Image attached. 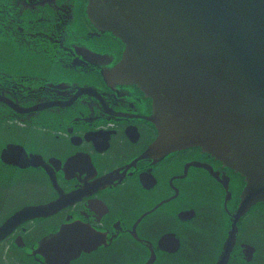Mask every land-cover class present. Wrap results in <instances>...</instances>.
Wrapping results in <instances>:
<instances>
[{
    "label": "flooded vegetation",
    "instance_id": "obj_1",
    "mask_svg": "<svg viewBox=\"0 0 264 264\" xmlns=\"http://www.w3.org/2000/svg\"><path fill=\"white\" fill-rule=\"evenodd\" d=\"M86 4L0 0V264H214L244 177L157 144L152 99L112 74L124 44ZM256 216L235 222L225 264L264 254Z\"/></svg>",
    "mask_w": 264,
    "mask_h": 264
},
{
    "label": "water",
    "instance_id": "obj_2",
    "mask_svg": "<svg viewBox=\"0 0 264 264\" xmlns=\"http://www.w3.org/2000/svg\"><path fill=\"white\" fill-rule=\"evenodd\" d=\"M86 15L123 42L112 74L152 99L157 144L199 146L244 177L225 264L235 222L264 202V0H87Z\"/></svg>",
    "mask_w": 264,
    "mask_h": 264
},
{
    "label": "rangeland",
    "instance_id": "obj_3",
    "mask_svg": "<svg viewBox=\"0 0 264 264\" xmlns=\"http://www.w3.org/2000/svg\"><path fill=\"white\" fill-rule=\"evenodd\" d=\"M8 47L10 50L8 51L7 48ZM3 49H6V51L8 52H5L3 51ZM2 59H8L9 61H11V40L10 38H7L3 33H0V62ZM11 68V66H8ZM260 210H262L264 212V208H260ZM256 224L261 222L263 223V221L261 220H264V217H257L256 216ZM263 235L264 233H258V236H259V240H264L263 238ZM257 239V242L259 241ZM262 242L264 241H259L258 244H261V246H263ZM260 261V260H259ZM264 259L260 261V264H264ZM256 264H259V263H256Z\"/></svg>",
    "mask_w": 264,
    "mask_h": 264
},
{
    "label": "bare ground",
    "instance_id": "obj_4",
    "mask_svg": "<svg viewBox=\"0 0 264 264\" xmlns=\"http://www.w3.org/2000/svg\"><path fill=\"white\" fill-rule=\"evenodd\" d=\"M244 186H245V184H244ZM253 205H256V214H257V217H264V212L262 211V210H260V208H264V202H257V203H255V204H252L251 206H253ZM250 206V207H251ZM249 207V208H250ZM248 208V209H249ZM247 209V210H248ZM261 221H263V223H261V222H259V223H257L256 224V227H258V226H261V225H263L264 224V220H261ZM258 259V260H257ZM257 259H255V263H259L260 264V262H259V260H263L264 259V254L262 255V256H258V258ZM264 262V261H263Z\"/></svg>",
    "mask_w": 264,
    "mask_h": 264
},
{
    "label": "trees",
    "instance_id": "obj_5",
    "mask_svg": "<svg viewBox=\"0 0 264 264\" xmlns=\"http://www.w3.org/2000/svg\"><path fill=\"white\" fill-rule=\"evenodd\" d=\"M259 241H264V240H259ZM259 241H258V242H259ZM258 242H257V243H258ZM263 243H264V242H262V244H263Z\"/></svg>",
    "mask_w": 264,
    "mask_h": 264
}]
</instances>
